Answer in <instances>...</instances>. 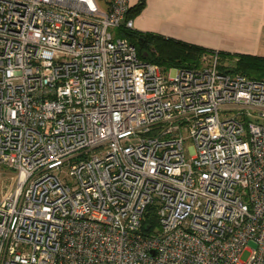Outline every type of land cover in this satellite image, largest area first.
<instances>
[{
	"label": "built area",
	"instance_id": "built-area-1",
	"mask_svg": "<svg viewBox=\"0 0 264 264\" xmlns=\"http://www.w3.org/2000/svg\"><path fill=\"white\" fill-rule=\"evenodd\" d=\"M129 8L0 0V264H264V79L141 59Z\"/></svg>",
	"mask_w": 264,
	"mask_h": 264
},
{
	"label": "crops",
	"instance_id": "crops-1",
	"mask_svg": "<svg viewBox=\"0 0 264 264\" xmlns=\"http://www.w3.org/2000/svg\"><path fill=\"white\" fill-rule=\"evenodd\" d=\"M136 31L231 56L264 57V0H129Z\"/></svg>",
	"mask_w": 264,
	"mask_h": 264
},
{
	"label": "trees",
	"instance_id": "trees-1",
	"mask_svg": "<svg viewBox=\"0 0 264 264\" xmlns=\"http://www.w3.org/2000/svg\"><path fill=\"white\" fill-rule=\"evenodd\" d=\"M142 4L143 1H140L130 7L128 16L131 17L132 14L136 13ZM117 34L123 35L130 40L141 59L157 63L163 69H168L171 66L195 67L199 64L200 58L204 53L212 51L194 44L161 37L150 32L136 31L135 29L120 28ZM218 57L221 70L264 79V57L249 54L231 56L228 53L219 51ZM225 61L228 62L224 64ZM156 221L153 213H146L142 225L143 229L147 226L149 229L152 228Z\"/></svg>",
	"mask_w": 264,
	"mask_h": 264
},
{
	"label": "rangeland",
	"instance_id": "rangeland-1",
	"mask_svg": "<svg viewBox=\"0 0 264 264\" xmlns=\"http://www.w3.org/2000/svg\"><path fill=\"white\" fill-rule=\"evenodd\" d=\"M228 61H225L224 64H226ZM13 183V180L11 181V184ZM243 258H245V254L243 255Z\"/></svg>",
	"mask_w": 264,
	"mask_h": 264
}]
</instances>
